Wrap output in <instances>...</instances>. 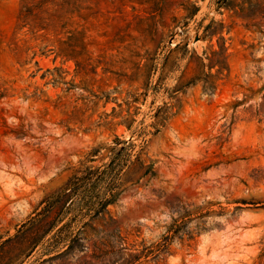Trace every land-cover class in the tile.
I'll return each mask as SVG.
<instances>
[{
    "label": "rangeland",
    "instance_id": "rangeland-1",
    "mask_svg": "<svg viewBox=\"0 0 264 264\" xmlns=\"http://www.w3.org/2000/svg\"><path fill=\"white\" fill-rule=\"evenodd\" d=\"M141 1L0 0V264H264V0Z\"/></svg>",
    "mask_w": 264,
    "mask_h": 264
},
{
    "label": "trees",
    "instance_id": "trees-1",
    "mask_svg": "<svg viewBox=\"0 0 264 264\" xmlns=\"http://www.w3.org/2000/svg\"><path fill=\"white\" fill-rule=\"evenodd\" d=\"M143 2L141 0H20L17 27L18 29L28 27L32 33L41 37L45 34H39L38 31L47 30L50 27L55 30V34H58L56 27L64 17L65 11L70 13L76 11L82 15L80 11L91 10L103 4L123 8L128 4ZM145 2L150 1L145 0ZM84 16L86 18L88 14ZM80 179L88 183L91 180L86 177ZM67 190L68 187L65 186L62 193L67 196L71 195V192ZM109 195L110 197L104 203H111L115 199V193L111 192Z\"/></svg>",
    "mask_w": 264,
    "mask_h": 264
}]
</instances>
